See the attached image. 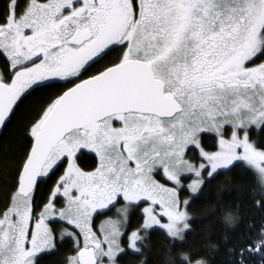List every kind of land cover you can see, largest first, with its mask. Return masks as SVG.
I'll return each instance as SVG.
<instances>
[{"label":"snow or ice","instance_id":"6c2138e0","mask_svg":"<svg viewBox=\"0 0 264 264\" xmlns=\"http://www.w3.org/2000/svg\"><path fill=\"white\" fill-rule=\"evenodd\" d=\"M156 233L264 264V0H0V264H154Z\"/></svg>","mask_w":264,"mask_h":264},{"label":"trees","instance_id":"16d2710c","mask_svg":"<svg viewBox=\"0 0 264 264\" xmlns=\"http://www.w3.org/2000/svg\"><path fill=\"white\" fill-rule=\"evenodd\" d=\"M10 130H7L5 134H8ZM228 179L229 176H219L213 181L211 193L194 203L191 211L197 219L193 222V234L188 237V243L193 245L202 243L203 239L198 236L200 233L205 235L217 233L220 230L223 215L228 210V205L240 203V194L234 191L240 187V183L237 181L233 185L226 184L225 181ZM152 244L154 264H159L157 256L161 246L166 245V241L159 233H156L152 236ZM69 246L65 245V247Z\"/></svg>","mask_w":264,"mask_h":264},{"label":"rangeland","instance_id":"374dc122","mask_svg":"<svg viewBox=\"0 0 264 264\" xmlns=\"http://www.w3.org/2000/svg\"><path fill=\"white\" fill-rule=\"evenodd\" d=\"M103 217H100L98 220H97V224H99L100 220H102Z\"/></svg>","mask_w":264,"mask_h":264}]
</instances>
